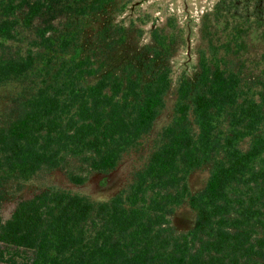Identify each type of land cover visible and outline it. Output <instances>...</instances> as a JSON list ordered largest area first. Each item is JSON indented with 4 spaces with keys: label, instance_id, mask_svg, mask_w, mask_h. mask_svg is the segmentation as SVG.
<instances>
[{
    "label": "trees",
    "instance_id": "16d2710c",
    "mask_svg": "<svg viewBox=\"0 0 264 264\" xmlns=\"http://www.w3.org/2000/svg\"><path fill=\"white\" fill-rule=\"evenodd\" d=\"M66 1L1 0L0 47L15 37L18 10H26L24 21L31 25L60 4L73 7ZM78 1L76 8L86 11ZM110 1L87 5L100 10ZM237 3L219 0L205 14L199 69L178 77L173 118L127 188L96 202L53 185L20 200L6 220L4 187L12 180L27 182L71 157L89 171L117 168L166 108L174 70L164 65L148 75L132 68L98 76L101 67L89 55L68 52L69 35L49 34L52 23L39 31L38 50L0 55V86L35 70L40 75L13 120L0 126V261L264 264V67L252 82L230 65L241 49L243 20L230 24L223 17L237 10ZM257 15L254 23L261 28L255 33L264 41V20ZM152 36L156 45L147 47L157 60L169 52L171 36L158 27ZM206 164H211L210 177L193 192L190 174ZM86 173L68 176L84 184ZM185 202L198 210V224L177 233L171 217Z\"/></svg>",
    "mask_w": 264,
    "mask_h": 264
},
{
    "label": "rangeland",
    "instance_id": "374dc122",
    "mask_svg": "<svg viewBox=\"0 0 264 264\" xmlns=\"http://www.w3.org/2000/svg\"><path fill=\"white\" fill-rule=\"evenodd\" d=\"M75 1L69 0L73 7L67 10L60 4L53 14L44 12L31 25L24 21L26 10H18L15 14L19 20L15 37L0 47V55H24L30 50H38L39 31L52 23L55 30L49 34L54 38H58L61 32L64 36L69 35L72 44L68 47V52L89 55L92 62L101 67L102 72L98 76L110 70L124 74L132 68L140 69L144 75H148L149 70L154 67L172 66L174 84L167 96V106L155 122L151 133L142 139L138 147L127 152L114 170L106 173L89 171L79 159L71 157L62 167L43 170L27 182L12 180L7 183L4 187L6 199L2 208L5 220L12 216L20 200L32 197L53 185L85 194L98 202L109 200L133 182L136 171L148 162L159 133L173 118L178 77L184 72L194 76L199 69L200 50L204 47L201 25L205 14L219 0H111L100 10H94L87 5L91 0H77V6H83L86 11L80 10L82 8L78 10ZM236 2L237 10L223 17L226 19L223 22L232 24L237 19H242L243 41L241 49L236 50L237 54H233L229 62L236 69H242L244 76L253 82L258 79L264 67V41L255 33V28L260 27V24L254 23L255 18H259V13L264 20V0ZM157 27L160 30L164 28L165 33L171 36L170 50L165 51L159 59L153 60L147 46L156 45L152 31ZM224 35L225 32H221L220 38ZM39 77L38 70H35L0 86V126L13 120L23 98L32 92ZM249 142L246 139L242 147L247 149ZM72 171L87 172L88 180L84 184L74 183L68 176ZM210 174L211 164L193 171L189 177L192 191L203 189ZM171 219L177 233L187 232L197 226L198 210L185 202Z\"/></svg>",
    "mask_w": 264,
    "mask_h": 264
},
{
    "label": "crops",
    "instance_id": "0c3cea01",
    "mask_svg": "<svg viewBox=\"0 0 264 264\" xmlns=\"http://www.w3.org/2000/svg\"><path fill=\"white\" fill-rule=\"evenodd\" d=\"M0 264H10V263H6V262H2V261H0Z\"/></svg>",
    "mask_w": 264,
    "mask_h": 264
}]
</instances>
